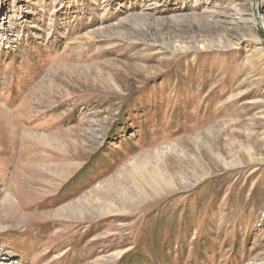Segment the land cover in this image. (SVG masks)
I'll return each mask as SVG.
<instances>
[{"label": "rangeland", "instance_id": "obj_1", "mask_svg": "<svg viewBox=\"0 0 264 264\" xmlns=\"http://www.w3.org/2000/svg\"><path fill=\"white\" fill-rule=\"evenodd\" d=\"M0 264H264V0H0Z\"/></svg>", "mask_w": 264, "mask_h": 264}, {"label": "bare ground", "instance_id": "obj_2", "mask_svg": "<svg viewBox=\"0 0 264 264\" xmlns=\"http://www.w3.org/2000/svg\"><path fill=\"white\" fill-rule=\"evenodd\" d=\"M157 186H158V188H160L161 186H162V183H160V182H157ZM157 186H156V188H157Z\"/></svg>", "mask_w": 264, "mask_h": 264}]
</instances>
